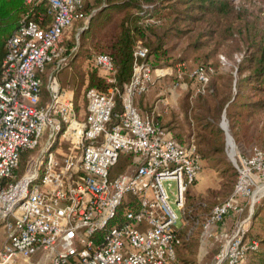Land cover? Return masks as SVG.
Masks as SVG:
<instances>
[{
	"label": "built area",
	"instance_id": "1",
	"mask_svg": "<svg viewBox=\"0 0 264 264\" xmlns=\"http://www.w3.org/2000/svg\"><path fill=\"white\" fill-rule=\"evenodd\" d=\"M26 4L30 10L7 42L0 80V228L6 234L0 260L178 264L176 245L202 160L193 137L179 142L154 111L144 115L136 105L154 83L148 49L135 47L132 78L122 91L112 56L94 57L109 88L87 90L82 117L74 91L62 86L60 76L78 48L69 50L64 40L84 20L83 0ZM41 6L52 17L47 26L41 12V23L30 18ZM213 71L201 66L192 72L199 92ZM229 155L237 179L203 223L202 238L218 244L215 264H247L248 252L259 246L248 233L264 197V149ZM122 157L126 167L115 174Z\"/></svg>",
	"mask_w": 264,
	"mask_h": 264
},
{
	"label": "trees",
	"instance_id": "2",
	"mask_svg": "<svg viewBox=\"0 0 264 264\" xmlns=\"http://www.w3.org/2000/svg\"><path fill=\"white\" fill-rule=\"evenodd\" d=\"M250 1L251 8L237 7L234 0H83L84 20L88 16L90 20V26L82 33L83 39L88 31H93L92 43L96 40V51L112 56L117 86L121 91L132 78L134 51L138 44L148 49L147 61L153 69L172 63L170 40L193 31L196 38L191 45L196 50L210 46L208 44L216 40L219 41L218 46L231 42L236 51L244 52L236 78L214 79L216 69L213 65L207 62L199 65L212 66L214 71L206 90L207 96L197 101L193 125L190 120L188 123L189 105L183 110L188 133L193 129L202 164L207 161L214 168H222L224 173L233 171V168L227 162L229 145L226 132L219 124L221 116L235 142L241 141L244 123L264 118V0ZM29 10L26 0H0V80L7 42ZM48 10V6H41L39 12L35 10L30 14V18L41 23L39 15L42 14L43 25L47 26L52 20ZM102 15L104 17L100 20ZM76 54L77 50L70 66ZM91 70L88 89L106 92L109 85L100 70L94 64ZM122 110V101L117 96L116 112L121 113ZM149 112L151 110L146 114ZM155 117L174 138L181 143L186 142L184 134L175 133L178 127L170 128L171 123H163L156 114ZM232 176L237 177L236 169ZM233 188L234 185H230L232 191ZM262 199L253 219L261 223L262 234L254 236L249 231V239L257 240L259 246L248 252L247 264H264V197ZM124 209L122 206L121 212ZM184 233L180 231V242L176 245L178 264H197L195 254L190 251L193 235L188 239ZM217 247L219 252L218 244Z\"/></svg>",
	"mask_w": 264,
	"mask_h": 264
},
{
	"label": "rangeland",
	"instance_id": "3",
	"mask_svg": "<svg viewBox=\"0 0 264 264\" xmlns=\"http://www.w3.org/2000/svg\"><path fill=\"white\" fill-rule=\"evenodd\" d=\"M234 3L237 7H252L250 0H234ZM103 17L104 15L100 17V20H102ZM89 22L90 20L88 16L84 22L81 21L76 23L75 26L68 32L66 39L64 40V46L69 50L73 46H77V54L72 62V65L68 69H65L60 76L62 86L66 89L74 91L76 106L78 105L77 114L79 111V114L82 117L87 111L86 92L89 88L90 73L94 64L93 59L96 55L100 54L94 47L96 40L92 43L93 31H88L86 37L83 39L82 33L90 26ZM195 38V31H193L191 34L181 38H174L173 40H170L168 46L173 49L170 52L172 63L155 69L154 83L145 93L146 96H143L141 97L142 99L140 98L136 101V105L138 106L140 112L146 115V112L150 110L151 107L155 106L157 102L160 101L158 106H162V97H165L166 95L173 96L169 103V113L166 117V123H171L169 126L170 128L174 126L178 127L175 129V133L179 134L180 132L184 134L185 138L183 139H185V143H187L189 141L188 139H190L188 134H190V137L193 138L194 134L192 128L190 129V133H188L183 110L189 105L188 123L191 121L193 125V114L195 112V108L197 107V101L200 97H206V93L208 91L206 89L207 91L205 90L204 92H199L201 86L195 78L191 76L192 72L199 65L207 62L210 65H213L216 69L214 79L223 77L225 80L231 76L236 78L238 64L244 55V52L236 51V47L233 43L226 42L218 46L219 41L216 42V40L211 41L210 44H208L210 46H205L200 50H196L191 45ZM100 73L104 76L102 72ZM177 84H179V87L176 90L173 89ZM263 119L264 118L259 117L255 119V121L244 123L241 141L235 142L232 138L235 144V156L237 154L248 155L251 150L256 147L264 149ZM222 122L223 118L221 116L219 120L220 126L222 125ZM64 147H67V145H64ZM37 151L38 150L27 155V157L23 160V163L25 164L30 157L36 155L35 153ZM230 151L231 147L229 146V153ZM227 162L233 168V171H230L229 173H224L222 168H214L209 162L204 161L199 180L188 194L185 215L187 223L183 226L181 231L185 232L184 236L188 235V239L189 236L193 235L192 241L190 242L192 243V250L190 251L195 254L197 264H215L216 256L218 254L217 243L215 244L211 240H204L202 238V224L210 215L213 207L226 200L232 193L230 185H235L237 177L232 176L235 172V166L229 154ZM126 163L127 158L122 157L118 167L114 169V173L116 174L124 171ZM262 200L263 199H261L254 207L252 221ZM258 221L259 220L253 221L249 225V231L254 236L262 234L261 223ZM5 235V230L1 227L0 253L3 249ZM0 264L38 263L37 259L25 261L22 258H16L10 261L0 260Z\"/></svg>",
	"mask_w": 264,
	"mask_h": 264
},
{
	"label": "crops",
	"instance_id": "4",
	"mask_svg": "<svg viewBox=\"0 0 264 264\" xmlns=\"http://www.w3.org/2000/svg\"><path fill=\"white\" fill-rule=\"evenodd\" d=\"M143 96H146V95H142V96L137 97L136 101H137V99L139 100ZM172 97L173 96L166 95L165 97H162V101H161L162 106H158V103H160V101H159V102H157V104L155 106L150 108L151 112L154 111L156 113V115L158 116V118H160L161 121L165 124L167 122L166 117L168 116V113H169V106H170L169 103H170ZM141 107H142V104H141ZM232 224H233V218L232 217L227 218V220L225 222V227L230 228L232 226Z\"/></svg>",
	"mask_w": 264,
	"mask_h": 264
},
{
	"label": "water",
	"instance_id": "5",
	"mask_svg": "<svg viewBox=\"0 0 264 264\" xmlns=\"http://www.w3.org/2000/svg\"><path fill=\"white\" fill-rule=\"evenodd\" d=\"M221 126H222V129L226 132L228 145L230 146V143H233L234 144L233 139H232V137H231V135H230V133H229V131L227 129V123H226L225 119L223 120ZM230 152H232V147H231V151Z\"/></svg>",
	"mask_w": 264,
	"mask_h": 264
},
{
	"label": "bare ground",
	"instance_id": "6",
	"mask_svg": "<svg viewBox=\"0 0 264 264\" xmlns=\"http://www.w3.org/2000/svg\"><path fill=\"white\" fill-rule=\"evenodd\" d=\"M231 142V141H230ZM230 146L232 147V155H234L235 152V144L230 143ZM233 157V156H232Z\"/></svg>",
	"mask_w": 264,
	"mask_h": 264
}]
</instances>
